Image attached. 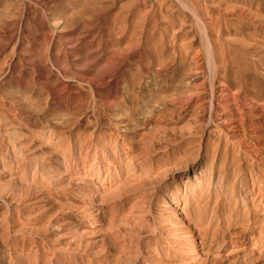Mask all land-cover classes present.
Returning a JSON list of instances; mask_svg holds the SVG:
<instances>
[{"label":"rangeland","instance_id":"374dc122","mask_svg":"<svg viewBox=\"0 0 264 264\" xmlns=\"http://www.w3.org/2000/svg\"><path fill=\"white\" fill-rule=\"evenodd\" d=\"M0 264H264V0H0Z\"/></svg>","mask_w":264,"mask_h":264}]
</instances>
